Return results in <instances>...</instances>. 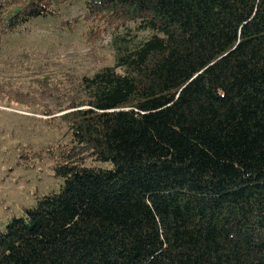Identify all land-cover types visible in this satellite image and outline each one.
<instances>
[{"label": "trees", "instance_id": "1", "mask_svg": "<svg viewBox=\"0 0 264 264\" xmlns=\"http://www.w3.org/2000/svg\"><path fill=\"white\" fill-rule=\"evenodd\" d=\"M80 3L112 65L0 81L67 138L0 264H264V0H0V46Z\"/></svg>", "mask_w": 264, "mask_h": 264}, {"label": "rangeland", "instance_id": "2", "mask_svg": "<svg viewBox=\"0 0 264 264\" xmlns=\"http://www.w3.org/2000/svg\"><path fill=\"white\" fill-rule=\"evenodd\" d=\"M83 10L82 3L63 7L62 19L38 20L10 36L0 46V81H12L23 72L29 74L19 62L23 57L31 60V71L41 63L49 66L46 69L91 74L101 66L112 65L109 39L104 34L86 39L85 28L72 25ZM6 99L0 101V231L13 218L21 217L37 198L59 191L61 182L53 176L52 158L36 153L67 140L65 126L56 121L48 124L46 117L34 114L20 105L22 102L8 103ZM28 152L33 162L22 163L19 157Z\"/></svg>", "mask_w": 264, "mask_h": 264}]
</instances>
